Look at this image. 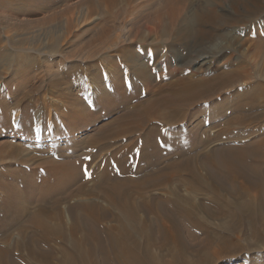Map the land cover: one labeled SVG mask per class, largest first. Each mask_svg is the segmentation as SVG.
I'll return each instance as SVG.
<instances>
[{
  "label": "bare ground",
  "instance_id": "1",
  "mask_svg": "<svg viewBox=\"0 0 264 264\" xmlns=\"http://www.w3.org/2000/svg\"><path fill=\"white\" fill-rule=\"evenodd\" d=\"M34 1L26 14L54 7L51 0ZM134 2L87 0L89 15L104 6L101 20L117 19L116 9ZM148 2L151 12L139 11L127 31L102 24L95 25L96 34L80 32L72 54L56 40L51 51L63 63L46 73L56 89L51 99L65 100L62 108L52 111L44 99L32 97L43 87L24 92L31 81L23 74L16 90L23 97L0 100V134L16 137L0 142V193L9 186L14 193L7 195L21 196L10 186L14 182L5 184L16 178L15 167L25 171L27 188L43 193L36 201L27 197L28 205L20 198L11 217L6 214L15 200L1 199L0 264H218L261 252L264 0ZM256 23L261 31L251 36ZM243 32L249 34L246 47ZM87 34L92 36L83 49L79 41ZM23 67L22 73L33 65ZM88 80L98 83L97 90L75 93ZM86 97L94 113H84ZM91 125L96 128L83 140L67 134ZM34 129L43 138L62 133L68 139L52 148L35 139ZM190 133L192 147L181 146L184 154L176 155V138ZM111 148L107 159L115 168L104 159L106 168L89 178L88 163ZM99 194L110 210L99 205ZM197 196L203 199L197 202ZM68 200L74 203L59 209ZM215 220L226 223L216 227L210 223ZM246 263L264 264V257Z\"/></svg>",
  "mask_w": 264,
  "mask_h": 264
},
{
  "label": "rangeland",
  "instance_id": "2",
  "mask_svg": "<svg viewBox=\"0 0 264 264\" xmlns=\"http://www.w3.org/2000/svg\"><path fill=\"white\" fill-rule=\"evenodd\" d=\"M51 1L53 3L50 1L49 2L51 4H53L52 6H54V7H50L49 9H44V10H39V11L37 10V12L35 14L28 15V14H26V10H28L29 6H31L35 2L34 0H0V61H1L0 62V100H4V101H8V102L13 103L16 99L23 97L24 94H22V92L16 93V90L18 89L17 84L19 83L20 77H22L21 75L23 74L27 80L31 81V84L29 85V87H27V89L24 90V92H27V90H29L30 88L35 89V88L43 87L42 91L37 92L38 95H37V93H35V95H32V97H34L35 99H40V98H41V100L44 99V101L49 103V107L51 105L52 111H55L54 109L57 105H59V106L61 105L60 107L62 108V104H64L63 101H65V100L57 97V98H55L56 101L54 102L51 99V98H53L51 93L53 91H56V89L49 86V84L47 82L48 80H47V73H46V69H48V67L54 68V67H57L63 63L64 58H61V56L59 57L58 55L52 54L54 52L51 51V50H54V44H55V42H57L56 40L57 39L60 40L59 45H61L60 49L63 50V52L70 51L69 54H72L73 52H75L72 49H75V48H73L74 46L71 43L74 44L75 41L73 39L80 32L88 30V32H87L88 34H92V33L96 34L98 32L97 26L103 24V25H107V26H109V28L115 30L116 33H120L123 28L126 31L128 29H131L130 28L131 26H129V23L127 21L129 19L130 20L136 19L139 16L138 15L139 11L144 12L145 14L148 12L149 13L151 12V10L148 9V7L146 6L149 3L148 0H137V2L132 3V5L130 7H128V9L124 5H120L116 9L120 14L117 19L113 20L114 17L111 15V16H106V17L102 18V20H101V18H99L100 14H102L104 12L102 11V13H100V11H101V9L104 8V6H101L102 8L99 10V13L89 15V8H88L87 0L86 1L85 0H51ZM226 1H228V0H219V2H223V3ZM144 6H146V7L143 8ZM194 6L196 7V5L194 4L192 9L194 8ZM132 11H134L136 13L134 14V12H132ZM95 25H97V26H95ZM143 26H141V28H139L140 32H142V33L146 31L144 28H142ZM94 27H95V29H93ZM237 29L241 30L240 28H237ZM258 30L261 31L260 26L258 25V23H256L255 28L250 30L249 34L253 32L252 35L250 34L251 36H253L255 33L260 32ZM245 32H243L240 36L242 38L241 41L244 44V47H246V45H250V43H248V40H247V38L249 39V36L247 37V35H249V34H246V36H245ZM88 34H87V36H85V35L83 36V40H80L81 42L79 41V45L83 49H88V47H89V45L86 43V41L88 39L87 37L88 36L90 37L92 35H88ZM243 38H244V40H243ZM4 39H7L8 42H6ZM28 49H31V50L28 51ZM229 54H231V53L227 52L226 57H227V55L229 56ZM30 63L33 65V68L28 69V70L26 69L27 71L22 73L20 68H22L23 66L26 67ZM90 65H92V64H90ZM189 68H191V67H189ZM104 71H105V69H104ZM65 86L66 85H64L63 87H65ZM63 87H61V88H63ZM97 87H99V86L95 80L94 81L88 80V81L84 82L83 84H79V85L75 86V93H77L79 90H86V91L92 92V91H95V89L97 90ZM58 88H60V87H58ZM58 88H57V90H58ZM63 89H61V91H63ZM14 93H16V94H14ZM77 97H79V95ZM79 98L81 99V97H79ZM86 99L88 101L85 104L86 110L84 111V113H87V114L94 113L96 111V109H94L93 104L88 103L89 99H91V97H89V98L86 97ZM99 100H101V98H99ZM99 100L97 98L95 100H92L94 102L96 101L95 104H96L97 108L101 102ZM58 101H60V102H58ZM42 107H43V104H42ZM40 110H41V107H40L39 111ZM53 114H55V113H53ZM11 121H12V124L14 125V120L12 119ZM103 121L104 120H100V122H96V124H100ZM33 127L36 128V124H34ZM94 128H96V125L95 126L91 125L88 128H86L84 130H80V131L73 133V134H70V133H67V134H69V136L71 135L70 138H72V136H73L76 138L78 137V139H80V140H83V138L85 139L92 134ZM9 134L10 133H6V132L0 134V142H2L4 139H15L16 138V137H9ZM30 134H31V132L29 133V135ZM32 135L33 136L35 135L34 137H36V135H37L38 137L35 138L36 140H38L40 142L42 141L45 145L50 146L52 148L53 147L54 148L61 147L63 145V143L66 141V139H68V138H66L67 137L66 134H62V133L56 134V136L52 139L51 138L50 139L49 138H43V136L39 132L37 133V131L35 129H34V131H32ZM32 135H30V136L32 137ZM187 135L185 137H183L182 135L181 136L179 135L178 138H176L175 142L177 144H179L178 146L175 144L177 146L176 149L180 148V151L178 150V152H175L176 155L184 154V150L181 148V146L187 145L186 146L187 149L192 147V144H190V143L193 142L192 141L193 140V133L192 134L190 133ZM189 135H190V137H189ZM183 138H186V139H184V141H183ZM189 138H190V140H189ZM15 141H16V143H19V142L22 144L24 143L20 139H16ZM183 142L185 144H183ZM187 142H189V143H187ZM13 143H14V141H13ZM180 144H183V145H180ZM213 145H216V144H213ZM213 145L209 146V148H210V149L208 148L209 151H211L214 148ZM165 148H164V150L166 152L171 151V149L169 150V149H165ZM112 149H114V148H111L108 152L105 151L104 153H102V155L97 158L96 162H91L92 164L88 163V173H87L88 175L91 173H94V172L101 174L102 171L106 168V167H104V163H107V162L108 163L110 162L111 164H113V167L115 168V164L113 162H111V160L109 161L107 159L109 157H110L109 159H111V154L113 151ZM29 151L31 152V150H29ZM31 154H33V152H31ZM47 156L48 157L52 156V154L49 153ZM104 159H107V162H104ZM105 166H106V164H105ZM15 168H17V169H15ZM15 168H14L15 169L14 174L16 172V174H15L16 178L15 179H12V178L6 179L5 184L9 185V184L14 182V184H11L10 186H12V187L17 186L16 188H14V187L13 188L14 189L18 188L17 189L18 191H15V193L18 192L19 195H21V196H18V194L17 195L12 194L11 196L7 195V194H11V192L13 190L9 186H8V189L6 192L2 191V193H0V195L2 196V197L0 196V202L2 201L1 199H3L2 202H5V200H6V202L13 200L12 203H14V200H15V203H16V204H14V207L16 206L15 209L10 211L9 214H6V216H10V217L15 215V213L18 212L16 210V208H18V204H20L21 201H22L21 203L28 205V202L30 201V199L33 198L34 200L33 199L32 200L36 201V200H39L43 196V193L41 191H40L41 193L38 192L39 191L38 189L31 187L32 188V190H31L29 185L27 188V182L29 179H28L25 171L23 170V172L25 173V174H23L22 169L20 170L19 167H15ZM17 170H19V171H17ZM17 173H19V174H17ZM20 173H22V175H20ZM90 178H91V175H90ZM7 180H9V181L7 182ZM33 180H34L33 182L37 183V185L40 183V182H38L39 180L38 181L36 179H33ZM17 184H19V185H17ZM88 185H92V184L90 182H88ZM38 186H40V185H38ZM184 188H185L184 186L180 185V189L182 190V191H180V194L185 195ZM19 189H20V191H19ZM28 189H29V191H28ZM8 191H10V192H8ZM164 192H166V191H164ZM13 193H14V190H13ZM154 193L156 194V192H151V195H153ZM163 193H161V194H163ZM39 194H41V195H39ZM99 195L100 196H97V198H96V200L99 201V205L102 208L106 207V209L108 208V210H110L111 207L107 206V202H105L102 199V195L101 194H99ZM7 196L10 199L7 198ZM17 196H18V198H17ZM161 196H162V198H165L167 195L163 194ZM12 197H14V198H12ZM23 197L26 199H24ZM27 197L28 198L30 197V199H28ZM92 198H95V197L92 196ZM201 198L203 199V196H197V197H195V200L197 202H199L201 200ZM83 199H85V198H82L81 200H83ZM65 202H67V201H64L59 208V209L62 208V211H66L67 205H69L71 202H73V200H71V202H69V200L67 203H65ZM31 210L34 211L36 209L32 208ZM50 210H51V212L53 211L52 209H50ZM3 215L5 216V214H3ZM141 215H143V214L141 213ZM26 220H28V219H26ZM210 223H212V225H214V226L216 225V227H217L220 224L226 223V220H221V221L215 220V221H211ZM13 235H14L13 237L15 240L20 239V235H19L17 230L14 232ZM247 243L248 242L246 241L243 244L246 245ZM262 248L258 249L261 252L257 253L255 256H249V255L242 256V257H238L236 259L234 258L233 260L232 259L227 260V261L225 260V261H222L218 264H242L244 262L257 263L258 261H260V259L262 257H264V245L262 246ZM246 264H248V263H246Z\"/></svg>",
  "mask_w": 264,
  "mask_h": 264
},
{
  "label": "snow or ice",
  "instance_id": "3",
  "mask_svg": "<svg viewBox=\"0 0 264 264\" xmlns=\"http://www.w3.org/2000/svg\"><path fill=\"white\" fill-rule=\"evenodd\" d=\"M89 178H90V174H89Z\"/></svg>",
  "mask_w": 264,
  "mask_h": 264
}]
</instances>
